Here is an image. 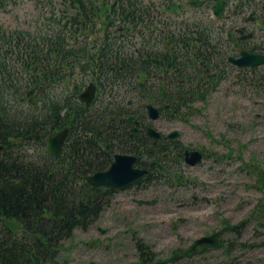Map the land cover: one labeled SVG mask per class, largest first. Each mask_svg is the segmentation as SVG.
Here are the masks:
<instances>
[{"label": "rangeland", "instance_id": "1", "mask_svg": "<svg viewBox=\"0 0 264 264\" xmlns=\"http://www.w3.org/2000/svg\"><path fill=\"white\" fill-rule=\"evenodd\" d=\"M52 1L64 7L61 0ZM27 18H37L32 8ZM199 107L205 113L190 123L164 117L152 123L165 135L181 132L183 145L194 143L212 151L211 158L192 170L204 183L196 187L197 202L188 196L184 201L181 190L175 193L162 184L146 192L132 188L110 195L100 218L87 230L76 229L64 243L61 264H141L140 245H146L155 253L154 262L162 264H264V217L254 219L261 215L258 209L264 198L260 185L264 178V88L237 86L228 80L209 94L206 106ZM248 162L262 172V178L247 168ZM134 199L156 200V204L139 205ZM225 226L239 228L224 236L235 245L230 256L228 249H216L204 256L170 260L196 239Z\"/></svg>", "mask_w": 264, "mask_h": 264}, {"label": "trees", "instance_id": "2", "mask_svg": "<svg viewBox=\"0 0 264 264\" xmlns=\"http://www.w3.org/2000/svg\"><path fill=\"white\" fill-rule=\"evenodd\" d=\"M79 3L81 14L92 12L81 1ZM126 11L127 15L123 10V19H135L131 9ZM196 32L202 39L206 36L204 30ZM190 33L172 37L179 47L175 58L182 53L181 44L192 39ZM205 42V51L201 56L210 66L213 65L214 55L207 49V39ZM23 49L29 51L24 54L25 57L20 55L16 59L22 61V67L27 71L31 59L43 64L44 58H49V54L38 45ZM56 51L57 45L54 44L51 52ZM171 54V51H165V54L159 53L153 58L151 53L145 65L152 67L154 59L162 67H169L173 64ZM63 56L67 58L65 52ZM104 64L108 66L106 62ZM143 64L140 59H131L127 65L130 70L136 71L145 68ZM182 65L177 62L175 67L184 71ZM14 70L6 61H0L2 83H6L8 78L14 80ZM192 77L196 74L185 73V78ZM6 86L0 85V264H61L59 256L64 243L73 237L76 229L87 230L96 222L109 201L106 192L95 194L86 178L108 170L115 155L123 150L141 156L139 151L144 147L145 150L150 148L151 141L145 139V133L138 135L122 115L113 116L107 123L105 112L92 114L83 105L77 104L71 95L65 97L62 106L55 102L38 118L16 116L15 112L11 113L12 108L10 114L5 109L7 102L2 93ZM179 100L183 101L185 97L175 95L174 101ZM66 126L71 127V139L63 155L54 157L44 154L40 158L31 155L28 159L20 154L24 144L34 141L41 146L49 136ZM140 246L143 247L140 249L143 254L141 264H152L154 253L147 246ZM154 263L162 264L159 261Z\"/></svg>", "mask_w": 264, "mask_h": 264}, {"label": "water", "instance_id": "3", "mask_svg": "<svg viewBox=\"0 0 264 264\" xmlns=\"http://www.w3.org/2000/svg\"><path fill=\"white\" fill-rule=\"evenodd\" d=\"M196 6L202 5L203 2H195L192 3ZM222 2H218V4L214 7V10L218 15L221 14L222 10ZM172 9V7H169ZM235 64L240 67L246 66H257L264 64V56H259L255 54H249L247 52L242 53V57L239 59H231ZM94 96V89L92 87L91 92H87L82 95V98L87 101L89 104ZM65 132L59 134L58 136L49 140V151L53 154H59L62 151V145L65 140ZM136 159L133 157L127 156H116L115 162L112 164L111 168L106 172H100L95 174L94 176L88 177V181L93 185L96 192H101L107 188H116V187H124L136 179L143 176L146 172L137 170L133 168ZM192 163H195L194 161ZM223 232L216 233L215 235L209 238H203L194 243L187 251H185V255H189L193 252H201L207 246H215L219 242V236L222 235Z\"/></svg>", "mask_w": 264, "mask_h": 264}, {"label": "flooded vegetation", "instance_id": "4", "mask_svg": "<svg viewBox=\"0 0 264 264\" xmlns=\"http://www.w3.org/2000/svg\"><path fill=\"white\" fill-rule=\"evenodd\" d=\"M240 41H237L236 44H239ZM235 44V45H236ZM235 53V51L233 52ZM207 86V89L211 88V85H204ZM198 95H188L184 101H169L163 103H155L154 105L156 108H160L161 112L164 111L165 116L169 118V120L178 119L180 121H188L189 123L198 117H202L205 113L199 105L206 106L209 100V94L203 93ZM37 97V96H36ZM132 102L128 103V106H131ZM125 108L127 106L125 105ZM125 118L128 119L129 123H131L134 127V130L138 135L140 133L147 134L148 128L151 125L147 122L148 126H145V122H143L141 116L138 113H132L130 116L124 114ZM149 116V113H148ZM132 118H134L132 120ZM142 121H140V120ZM189 123L187 124L189 126ZM140 127H138V126ZM177 131V130H175ZM174 131L169 132L167 135L163 134L158 140H153V143L157 147L158 150L162 151V157L168 160L169 164L175 161L177 158L182 157L185 154V151H200L201 153L207 155L209 158L213 155L212 151L209 149H203L200 146H194V143H188L187 145H183L184 148H181L182 143L181 140V132L177 136L170 137L169 135L172 134ZM183 150V151H182ZM182 151V152H181ZM183 154V155H182ZM212 154V155H211ZM175 158V159H174Z\"/></svg>", "mask_w": 264, "mask_h": 264}]
</instances>
